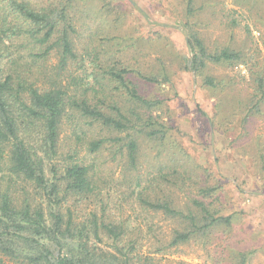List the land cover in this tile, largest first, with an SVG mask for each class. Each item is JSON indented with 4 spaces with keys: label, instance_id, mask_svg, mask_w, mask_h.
<instances>
[{
    "label": "trees",
    "instance_id": "obj_1",
    "mask_svg": "<svg viewBox=\"0 0 264 264\" xmlns=\"http://www.w3.org/2000/svg\"><path fill=\"white\" fill-rule=\"evenodd\" d=\"M76 1L0 0V264H160V256L190 242L215 245L216 262L247 264L263 250L261 232L246 222L255 236L252 243L230 240L242 219L244 210L238 207L246 193L236 178L220 171L216 154L214 161L199 162L200 149L182 143L179 128L168 123L175 96L160 90L174 72L163 61L144 71L116 55L127 34H110L106 27L120 29L126 20L118 1L96 4L92 21L99 24L94 29L83 27L92 12L81 9L78 34L74 21L80 20L70 16ZM155 1L163 8L175 4L168 7L172 14L181 6L186 51L165 48L171 66L193 73L199 87L214 97L211 115L199 108L197 134L225 137V156L245 158L246 172L264 187V133L251 136L264 117L259 47L232 44L231 33L227 43L208 45L199 30L204 24L200 14L205 7L214 14L219 0ZM233 1H251L253 7L264 3ZM243 27L251 36L249 25ZM52 56L56 60L48 64ZM211 65L236 68L247 81V93L236 91L232 76L211 73ZM149 84L159 90L147 92ZM68 121L67 138L74 143L62 151ZM104 129L113 135L101 136ZM143 138L168 152L165 162L145 176L139 173ZM106 143L121 165L120 180L129 189L125 197L134 201L135 218L118 212L121 197L105 189L94 162L79 155L81 148L97 155ZM157 214L173 223L166 235L146 221ZM217 236L222 243H214Z\"/></svg>",
    "mask_w": 264,
    "mask_h": 264
},
{
    "label": "rangeland",
    "instance_id": "obj_2",
    "mask_svg": "<svg viewBox=\"0 0 264 264\" xmlns=\"http://www.w3.org/2000/svg\"><path fill=\"white\" fill-rule=\"evenodd\" d=\"M103 0H77L75 8H70V16L79 19L80 21H74L76 26V31L79 34L80 27L83 19H80V10L84 11L90 10L89 16H86L83 23V27H88L89 29H94L96 23L99 24L98 20H94V13L96 14V4ZM118 1L122 4L123 9L127 12L126 20L123 21L122 27L117 28H107V32L110 34L122 33L123 36L127 34V38L120 40L119 47L121 50L117 52L119 56L126 64L140 66L144 71H150L154 66L160 65L163 61L167 70L174 72L172 76V82L164 83L161 87L162 94L167 93L168 95L175 96L172 99L170 109L173 111L170 113L172 116L167 117L168 123L179 128L182 133L180 140L182 143L189 145H194L200 149L198 155L199 162H204L205 160L214 161L217 155V166L220 171L232 179L236 178V182L240 183L246 193V198L241 201L238 209L244 210L242 219L238 222L236 227L230 231V240L232 242H238L242 244L252 243L253 234H251L250 229L245 227V223H249L251 227H254L255 231L264 233V194L261 193L264 187L261 186L260 179L253 177L250 173L245 170V158L235 155V158L229 159L226 157V152L228 151L226 143L228 140L221 134L216 133L211 139L205 134L203 137L197 134V127L200 122L199 108L204 112L211 115L212 107L210 101L214 97L209 98V92L206 89H202L199 84L198 79L195 75L189 71L185 70H175L174 66H171L169 56L171 53H166L165 48L174 45V49L171 51H182L185 52V30L181 27L179 22V12L181 14V6H178L177 14H172L168 11V7L173 9L177 6L175 4H163L167 8H163L162 5L155 0H112ZM199 4V2H198ZM254 3L248 1V3H243L239 5L233 0H219L215 8V13H208V8H204L200 14V19L204 22L202 27H198L203 36L205 37L208 45L213 46L217 44L227 43V37L231 33L232 44L233 42L242 47L255 46L257 45L260 49L259 58L264 60V3L259 2L258 7H253ZM84 16V15H82ZM81 16V17H82ZM261 20H260V19ZM231 19H236L239 21L238 25H232L230 23ZM108 20V18H107ZM249 25L252 33L251 36L247 34L243 25ZM232 26V27H231ZM124 32V33H123ZM134 34V36L128 35ZM126 33V34H125ZM162 36V42H158V36ZM140 36V39H137ZM163 36H166L168 40H164ZM156 39V40H155ZM176 55L178 53H175ZM56 57L52 56L49 63L55 62ZM162 66V65H161ZM264 66V65H263ZM211 73L216 76L229 75L232 76L236 82V91H240L242 94L247 93L249 86L247 81L237 74L236 68H227L221 65H211ZM241 74H247L246 69L243 65H239ZM147 92L155 93L157 88L153 87L154 84H149ZM234 91H232L233 93ZM199 106H198V105ZM202 117V116H201ZM262 131L264 133V117L256 123L254 132ZM70 123H66L61 134L60 147L61 150H67L68 144L73 146V137L68 139L67 135L70 134ZM98 128L93 127L92 133L97 136ZM71 135V134H70ZM101 136H110L113 133H109L105 129L100 131ZM193 137V138H192ZM202 139H201V138ZM142 139V138H141ZM146 143L142 145V154L140 157V168L139 173L145 176L151 172L155 164H161L165 162L167 157V150L163 151L162 146H157L154 141H148L143 138ZM245 140H241L243 142ZM240 142V143H241ZM168 143V142H167ZM206 143V144H205ZM211 143V144H210ZM107 148H103L97 155H89L86 152V148H81L79 155L83 157L87 162H94V171L100 178V181H104V188L110 190V193L115 196L121 197V205L118 212L123 214L132 215L135 218V204H132L131 198L125 197L128 190L126 184H123L120 180L121 178V165L117 159H113L109 150L114 148L106 143ZM110 146V147H109ZM158 151L160 155H157ZM87 154V155H86ZM245 180L242 182V180ZM102 183V182H101ZM124 194V195H122ZM112 206V204H110ZM141 220V219H140ZM143 221V220H141ZM145 221V220H144ZM146 221L162 231L163 234H167L170 228L173 226L171 220L164 218L162 215L157 214L154 216H147ZM142 226H144L142 224ZM145 227V226H144ZM256 231V232H257ZM259 232V233H260ZM259 234L260 243L263 244V250L257 251L249 259L247 264H264V236ZM214 239V243H222L220 236ZM215 245L204 247L200 244L190 242L181 245L176 252H171L160 256V264H224L223 262H216L215 259L218 257L216 252L213 251ZM220 249V247H219ZM218 249V251H219ZM183 261V263H180Z\"/></svg>",
    "mask_w": 264,
    "mask_h": 264
}]
</instances>
